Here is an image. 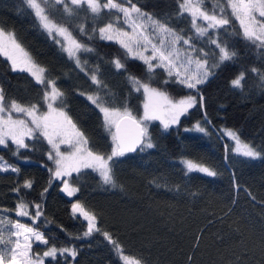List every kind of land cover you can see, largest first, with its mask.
<instances>
[{"label":"trees","instance_id":"1","mask_svg":"<svg viewBox=\"0 0 264 264\" xmlns=\"http://www.w3.org/2000/svg\"><path fill=\"white\" fill-rule=\"evenodd\" d=\"M218 1L205 2L213 10ZM180 2L133 0L143 12L167 22L185 38L193 37L196 47L212 48L205 38L196 37L190 16L178 14ZM48 12L55 21L68 26L77 39L80 25L93 35L88 43L95 51L87 57L82 55L81 59L87 58L88 68L99 66V78L105 82L109 90L107 98L113 106L122 110L127 107L134 116H143L145 98L142 92L130 91L129 76L166 91L174 100L187 94L188 90L179 85L163 84L167 79L163 69L148 73L147 66L139 59L125 56L119 44L99 39V28L110 22L108 12L93 17L84 9H77L75 16L53 9ZM223 13L230 16L228 10ZM0 28L12 33L46 70V79L56 82L68 115L86 137L88 147L109 154L113 144L111 133L90 102L79 94H92L90 80L54 43L34 10L24 0H0ZM219 40L238 55L214 69L199 86L202 106L191 109L179 125L168 129L160 121L145 122L153 147L115 159L112 165L115 186L105 185L98 173L82 170L69 178L70 184L79 188L70 200L61 192L62 185L54 183L43 198L44 215L36 225L27 217H17L15 206L19 203L18 196L26 202L37 201L48 187L49 173L44 165L52 166L47 159L50 146L45 141L26 139L31 147L21 150L19 155L13 154L10 142L8 148L0 147V156L20 169L18 174L0 172V209L7 210L0 212V216L20 220L44 232L49 245L33 244V254L42 255L55 244L76 249L74 264H126L121 253L140 260L141 264H264V87L260 75L264 74V50L243 38L239 21L234 18L219 31ZM115 58L125 64L122 74H117L110 63ZM252 68L260 73H252ZM240 72H245V84L242 90H234L230 81ZM0 88L6 98L23 105L38 104L44 90L29 73L12 71L11 62L2 53ZM41 111H46V106ZM205 114L208 123L204 122ZM196 122L205 127V133L192 129ZM225 128L235 131L260 156L253 159L236 153L224 135ZM182 158L205 164L216 175L189 172L180 161ZM25 179L34 182L32 189L13 192ZM77 200L97 216L102 231L108 232L122 251L117 252L101 234L84 237L86 221L71 211V203ZM33 210L30 206L29 211Z\"/></svg>","mask_w":264,"mask_h":264},{"label":"snow or ice","instance_id":"2","mask_svg":"<svg viewBox=\"0 0 264 264\" xmlns=\"http://www.w3.org/2000/svg\"><path fill=\"white\" fill-rule=\"evenodd\" d=\"M29 9L34 10L35 17L40 21L42 27L53 38L54 43L61 46L67 54L69 60L74 62V66L90 80L89 89L92 94L85 95L86 101L94 107L101 117L103 124L111 133L113 144L109 154H101L88 148L87 139L73 122L65 107L63 93L57 88L56 82L50 78L46 79V70L35 65L28 58L19 43L9 35V41L5 43L0 40V53L11 62L12 71L29 73L37 85L43 86L42 99L38 104L23 105L16 100L6 98L4 90L0 88V147L8 148L9 142L14 146L13 154L19 155L21 150L29 149V141H45L50 146L47 152V159L52 162V166L44 165L49 173L48 187L40 193L37 201L26 202L18 196L19 203L15 206L17 217H27L32 225H36L44 215L43 198L49 188L54 183L62 185L61 192L68 198L76 196L78 187L70 185L69 178L73 173L80 174L82 170H91L98 173L99 178L105 185L115 186L112 165L116 158L123 157L126 153L135 152L145 147L152 148L148 141L147 121H160L164 129L171 125H179L181 118L189 114L194 107L202 106L203 97L200 95L199 86L204 84L213 70L222 66L225 62L233 60L238 54L230 50V46L219 40V31L233 22V18L239 21L243 30V38L251 42L253 47L264 50V0H227L230 8V16L224 15L223 10L219 14L210 13L203 8L204 0H181L178 6V14H188L191 18L192 27L197 38H205L206 43L212 48L196 47L195 39L191 36L185 38L178 33L167 22L160 21L142 12L133 0H55L68 14H73L77 9H84L94 16L103 11L111 13L115 10L119 15L115 21H110L98 30L101 41L115 42L124 49V55L132 59H139L147 66L148 73H153L156 68L163 69L167 74V79L163 81L165 85H179L187 89V94L178 100L172 99L166 91L151 87L149 83H142L139 79L129 76L128 82L136 92H142L144 96L143 116L137 118L132 112L124 107L123 111L110 103L109 90L105 82L100 79L99 66L88 68L87 54L95 50L88 41L94 37L90 35L83 25L79 26V39L73 36L69 28L61 26L49 19L44 14L45 9L41 7L38 0H24ZM151 21L145 25L143 21ZM198 21H203L201 25ZM123 24L131 28V32L120 27ZM149 28L151 31H149ZM139 30V31H138ZM96 32L95 29L92 30ZM157 35L159 41L154 42ZM5 33L0 30V37ZM178 45L186 47L178 48ZM141 48L143 51H141ZM151 49L150 55L144 53ZM117 74H122L125 64L120 58L110 61ZM195 65L194 70L191 66ZM247 71V70H246ZM252 73H260L257 68L251 69ZM261 75V86L264 87V74ZM245 72L238 73L231 81L230 87L234 90H242L245 84ZM50 89V90H49ZM100 93H104L102 96ZM59 101V104H57ZM39 105V106H38ZM46 106V111L41 108ZM23 117V118H21ZM204 122L208 123L206 114ZM194 130L205 133V127L200 122L194 124ZM187 131V129H186ZM235 142L234 151L243 157L257 158L260 152L247 143L241 145L237 133L228 131L224 133ZM147 141V142H146ZM61 145H67L71 150L67 153L61 151ZM228 150V145H225ZM189 172L195 170L215 176L216 173L207 167H201L185 162ZM12 172L18 174L20 169L4 160L0 156V172ZM33 181L25 179L23 184L13 188V192L19 194L21 188L32 189ZM31 206L33 211H29ZM7 211L0 209V212ZM71 211L74 216H82L87 227L84 237L94 233L103 235L111 243L117 252L122 251L121 246L106 231H102L98 218L94 213L85 210L84 206L77 200L71 203ZM15 230L10 233L7 241L0 239V245L6 250L0 249V264H74L78 253L74 247H57L55 244L47 247L42 255L33 254V244L49 245V239L38 227L29 226L20 220L12 224ZM63 231V229H61ZM20 237L23 238L21 241ZM126 264H141V261L130 260L129 257H122Z\"/></svg>","mask_w":264,"mask_h":264},{"label":"rangeland","instance_id":"3","mask_svg":"<svg viewBox=\"0 0 264 264\" xmlns=\"http://www.w3.org/2000/svg\"><path fill=\"white\" fill-rule=\"evenodd\" d=\"M205 1H206V0H204V2H203V8L206 9V10H208L210 13H212V12H216L217 14H219V13L221 12V10H223V11H224V10L231 11L230 8H228V6H227V0H219V1L217 2V6H218V7H217V6H213V10H214V11L211 10V8L208 9V7H210V5H208ZM38 2L41 4V7H43V8L45 9L44 14L47 15V16L49 17L50 20H52L53 22H55V23H57V24H59V25H61V26H64V27L69 28L68 26L63 25V24H61V23L55 21L53 18H51V17H50V14H49V12H48V9H53V10L58 11L59 13H61V14H63V15H66V14H67V15H69V16H75L76 11H75L73 14H68V13H66V12L63 10V7H62L61 5L56 4L55 0H38ZM101 2H105V0H101ZM192 2L195 4V3H197V0H192ZM142 12H143V11H142ZM90 13H91V12H90ZM145 13H146V12H145ZM91 15H92V17L94 16L92 13H91ZM117 15H119V14L116 13L115 10H113L111 13H109L110 21H115V18H116ZM95 16H99V14H98V15H95ZM149 16H150V15H149ZM143 23H144L145 25H149V24L151 23V21L145 19V20L143 21ZM198 23H200L201 25L204 24L203 21H198ZM81 24H82V23H81ZM119 26L122 27V28H124V30H126V31H129V32L132 31L131 28H129V27L123 25L122 23H121ZM0 30H3V29L0 28ZM3 31H4V33H5V36H4V37H0V40H2V41H4L5 43H7V42L9 41V35H11V37L15 39V37H14V35H13L12 33L7 32V31H5V30H3ZM69 31L72 32V30H71L70 28H69ZM138 31H139V30H138ZM149 31H151L150 28H149ZM72 34H73V32H72ZM73 36H74V34H73ZM74 37H75V36H74ZM15 41L17 42L16 39H15ZM158 41H159V35H157V37H156V39H155L154 42H157V43H158ZM17 43H18V42H17ZM21 47H22V46H21ZM177 47H178V48H183V47H186V46L178 45ZM22 48H23L24 51L28 54V58H30V60H31L32 62H34L35 65L41 67L40 65H38V64L33 60V58L30 56V54L28 53V51H27L24 47H22ZM141 51H143L142 48H141ZM144 54H145V55H150V54H151V49L149 48V50H148L147 52H145ZM42 68H43V67H42ZM194 68H195V65H192V66H191V70H194ZM49 90H50V89H49ZM57 104H58V101H57ZM120 110L123 111L122 109H120ZM21 118H23V117H21ZM78 129H79V128H78ZM192 129H194V127H193ZM80 131H81V130H80ZM228 131H233V130L228 129V128H225L223 132L226 133V132H228ZM233 132H235V131H233ZM235 133H236V132H235ZM239 138H240V137H239ZM228 139L232 142L233 147H234V149H235V147H236L235 142L232 141L230 138H228ZM240 141H241V145H243L244 143H247L249 146H252L250 143L244 141V140L241 139V138H240ZM146 142H147V141H146ZM86 146L88 147V144H87ZM60 147H61V151H62V152H65V153H67V151H70V150H71L67 145H61ZM88 148H89V147H88ZM254 148H255V147H254ZM255 149H256V148H255ZM256 150H257V149H256ZM257 151H258V150H257ZM180 161L185 165V167H186V163H185V162L190 161V162H191L192 164H194V165H198V166H201V167H207V168H209L211 171H214L211 167H209V166H207V165H205V164H202V163H198V162H196V161H194V160H192V159H190V158H182V159H180ZM186 168H187V167H186ZM70 185H71V184H70ZM71 186H72V185H71ZM15 221H16V220H13V219H11V218H8V217H5V216H0V239H3V240H5V241H7L9 238L15 239V237H10V233H11L12 231L15 230L14 228H12V224L15 223ZM23 223H24V222H23ZM25 224H26V223H25ZM27 225H29V224H27ZM29 226H31V225H29ZM20 239H21V241H23V238H22V237H20ZM34 244H35V243H34ZM0 249L6 250V247L3 246V245H0ZM124 256L129 257L130 260H136V259H134L133 257H130V256L124 254V253H121V257H124ZM122 260H123V258H122ZM123 261H124V260H123ZM124 262H125V261H124ZM125 263H126V262H125Z\"/></svg>","mask_w":264,"mask_h":264},{"label":"water","instance_id":"4","mask_svg":"<svg viewBox=\"0 0 264 264\" xmlns=\"http://www.w3.org/2000/svg\"><path fill=\"white\" fill-rule=\"evenodd\" d=\"M138 150H140V149H138ZM138 150H137V151H138ZM135 152H136V151H135ZM131 153H134V152H131ZM126 154H128V153H126ZM69 199L71 200V199H73V197H72V198H69Z\"/></svg>","mask_w":264,"mask_h":264}]
</instances>
